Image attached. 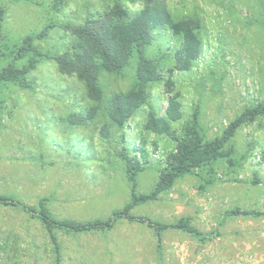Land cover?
I'll return each instance as SVG.
<instances>
[{"label":"rangeland","instance_id":"rangeland-1","mask_svg":"<svg viewBox=\"0 0 264 264\" xmlns=\"http://www.w3.org/2000/svg\"><path fill=\"white\" fill-rule=\"evenodd\" d=\"M130 11L140 0H121ZM173 18H196L200 50L188 69L174 66L179 36L162 26L152 31L147 55L159 59L161 80L123 125L100 132L104 117L79 124L89 105L83 85L61 74L53 57L40 58L25 82L0 83V195L39 208L59 220H106L136 194L156 186L173 138L145 126L148 112L164 115L177 93L182 117L178 135L196 119L205 139L222 135L247 108L264 105V0H164ZM108 0H0V67L21 66L17 49L27 36L42 54L70 47L66 25L107 10ZM132 72L104 73L106 93L129 87ZM173 80V90L165 82ZM264 113L239 125L223 156L179 176L156 198L130 213L166 225L118 218L111 229L54 228L18 205L0 203V264H264ZM123 154L139 169H127ZM189 222L199 233L175 227ZM52 235L55 237L53 239Z\"/></svg>","mask_w":264,"mask_h":264},{"label":"trees","instance_id":"trees-1","mask_svg":"<svg viewBox=\"0 0 264 264\" xmlns=\"http://www.w3.org/2000/svg\"><path fill=\"white\" fill-rule=\"evenodd\" d=\"M86 1L91 2V0ZM108 1L110 4L107 10L88 13L83 24L66 25L74 35L69 48L51 56L50 54L43 55L39 47L33 45L32 37L27 36L17 49L16 56L23 58L31 52L32 56L28 62L21 66L9 62L0 67V83L4 81L25 82L30 70L35 67L40 58L53 57L61 74L74 76L81 82L89 102L85 113L68 118L70 123L79 124L100 115L105 119L100 129L102 137H108L110 126L117 129L122 128L125 122L147 102L150 85L161 80L159 59L149 57L146 51L152 39V31L156 27L162 26L172 35L180 38L179 48L172 53L174 66L168 69L169 74H172L176 68L188 69L198 56L201 44L197 34L200 27L199 21L191 17L173 18L164 0H140L141 5L135 11H130L121 0ZM3 15L4 9L0 7V31ZM127 69L132 72L129 87L110 94L106 93L101 82L102 75L106 73L124 76ZM165 85L171 91L174 82L168 78ZM263 113L264 105L262 104L245 109L228 125L221 136L211 140L205 139L200 134L196 119L187 123L178 135L172 128V123L182 117L181 103L177 93L169 96L164 115L159 116L154 111L148 112L145 126L155 134L171 136L175 142V150L167 156L166 166L160 171L155 188L148 194L133 192L132 202L114 212L106 220L98 219L89 222L59 220L42 202L39 208H36L5 195H0V203L18 205L37 216L51 234L54 228L71 231L111 229L118 218L147 221L156 232L160 233L166 225L154 223L143 217L136 218L130 213V209L136 203L156 198L160 192L170 188L179 176L223 156V147L235 129ZM123 155L127 169L134 174L140 166L126 154ZM175 227L188 233H199L186 220H181ZM52 237L55 240L53 235Z\"/></svg>","mask_w":264,"mask_h":264}]
</instances>
